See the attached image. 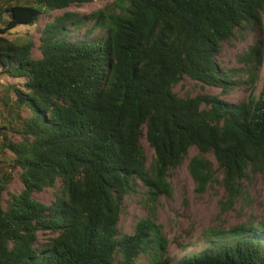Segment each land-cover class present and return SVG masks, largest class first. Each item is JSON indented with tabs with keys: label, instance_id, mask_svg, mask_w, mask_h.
Listing matches in <instances>:
<instances>
[{
	"label": "trees",
	"instance_id": "1",
	"mask_svg": "<svg viewBox=\"0 0 264 264\" xmlns=\"http://www.w3.org/2000/svg\"><path fill=\"white\" fill-rule=\"evenodd\" d=\"M95 1L108 3L65 10ZM44 13L53 19L37 47L10 37ZM245 34L255 39L234 79L218 57ZM263 65L264 0H0V76L20 83L0 98V146L14 154L9 172L0 167V264H264V221L206 230L173 257L156 222L186 160L199 191L223 187V211L264 172ZM185 78L249 94L180 96ZM11 129L24 139L13 142ZM13 173L20 190L9 188ZM47 188L57 190L49 204L35 197ZM140 188L149 215L125 232L121 216Z\"/></svg>",
	"mask_w": 264,
	"mask_h": 264
},
{
	"label": "rangeland",
	"instance_id": "2",
	"mask_svg": "<svg viewBox=\"0 0 264 264\" xmlns=\"http://www.w3.org/2000/svg\"><path fill=\"white\" fill-rule=\"evenodd\" d=\"M107 1H95L85 3L83 5H72L65 10L79 11L82 14L90 13L98 8L104 7ZM65 10H56L52 14L57 16ZM48 13H44L38 23L34 26H19L9 34L18 43H25L34 41L36 47L39 44V36L41 29L45 23L52 20ZM254 35H240L233 38L229 42L223 44L222 53L218 57V61L222 68L230 72L234 79L239 77V69L244 66L243 55L250 45L254 42ZM39 53L36 52L35 55ZM264 81V65L259 78L256 81L260 88ZM16 84L18 87L20 83L18 79L8 76H0V98L6 93V87ZM259 90V89H258ZM174 91L180 96H196L200 93H209L217 95L222 99L230 102H238L246 100L249 92L236 87L229 93H223L220 88L202 85L191 78H185L178 83ZM258 92V91H257ZM14 96V92H11ZM23 117L30 116L29 111L24 108L21 111ZM1 121V118H0ZM16 126V125H15ZM18 128V127H17ZM1 134L2 130H0ZM8 136L13 142L22 141L24 136L20 130L11 129L8 131ZM6 144L0 137V145ZM148 161L153 158L154 151L149 147L147 142H144ZM197 152L196 148L190 150V156ZM13 152L6 148L4 150L0 146V167L9 172L10 168L7 165L13 162ZM221 172L218 178L221 179ZM173 186L172 197L162 196L157 203V223L162 224L163 231L167 235L170 246L169 254L171 257L181 253V245L192 244V242L199 240L204 235V232L209 229H229L238 224L249 223L254 221L259 223L264 221V172L251 173L247 179L243 181L244 195L234 205L233 210L223 211L222 201L225 199V192L219 183H213L206 191L198 190L197 184L191 177L188 169V160L181 166L175 168L169 178ZM59 185V183H58ZM22 183L19 180L18 174L13 173V179L9 184L12 191L20 190ZM57 190L54 188H47L35 194V197L43 203L49 204L55 199ZM150 204L148 190L140 188V190L128 199V204L125 213L121 216L120 225L125 232H131L134 225L142 218L149 215ZM45 234L40 235V241H44ZM146 264V262H141Z\"/></svg>",
	"mask_w": 264,
	"mask_h": 264
}]
</instances>
